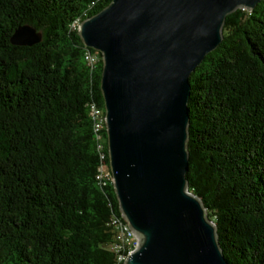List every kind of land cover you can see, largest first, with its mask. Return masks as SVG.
Here are the masks:
<instances>
[{"label":"trees","instance_id":"trees-1","mask_svg":"<svg viewBox=\"0 0 264 264\" xmlns=\"http://www.w3.org/2000/svg\"><path fill=\"white\" fill-rule=\"evenodd\" d=\"M112 1L0 0V264H118L102 55L78 33ZM21 26L41 43L13 46ZM223 35L190 75L186 178L228 263L264 264V0Z\"/></svg>","mask_w":264,"mask_h":264},{"label":"water","instance_id":"water-1","mask_svg":"<svg viewBox=\"0 0 264 264\" xmlns=\"http://www.w3.org/2000/svg\"><path fill=\"white\" fill-rule=\"evenodd\" d=\"M263 0H113L85 20L102 56L109 168L121 216L138 237L124 264H229L189 190L190 75L222 44L226 18ZM21 26L13 46L40 44Z\"/></svg>","mask_w":264,"mask_h":264},{"label":"built area","instance_id":"built-area-1","mask_svg":"<svg viewBox=\"0 0 264 264\" xmlns=\"http://www.w3.org/2000/svg\"><path fill=\"white\" fill-rule=\"evenodd\" d=\"M110 226L115 233V241L111 245L110 249L116 254L117 260L120 261V264H124L128 256L131 254L133 255L138 249L139 239L134 234L129 223L122 216L121 221L113 220L111 218ZM119 228H127V233H129V241H119Z\"/></svg>","mask_w":264,"mask_h":264},{"label":"bare ground","instance_id":"bare-ground-1","mask_svg":"<svg viewBox=\"0 0 264 264\" xmlns=\"http://www.w3.org/2000/svg\"><path fill=\"white\" fill-rule=\"evenodd\" d=\"M97 118L98 117H94V120L96 121ZM103 122H105V124H106L105 118H103V119L101 118V120H99L98 128L102 127ZM114 220H119V219H114ZM119 221H121V220H119ZM119 235H120V238H119L120 241H129V233H127V228H119ZM117 262H118V264H120V261L117 260Z\"/></svg>","mask_w":264,"mask_h":264},{"label":"rangeland","instance_id":"rangeland-1","mask_svg":"<svg viewBox=\"0 0 264 264\" xmlns=\"http://www.w3.org/2000/svg\"><path fill=\"white\" fill-rule=\"evenodd\" d=\"M104 118H105V115H104Z\"/></svg>","mask_w":264,"mask_h":264}]
</instances>
